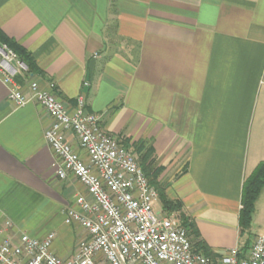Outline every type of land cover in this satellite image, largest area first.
Returning a JSON list of instances; mask_svg holds the SVG:
<instances>
[{
  "label": "crops",
  "instance_id": "1",
  "mask_svg": "<svg viewBox=\"0 0 264 264\" xmlns=\"http://www.w3.org/2000/svg\"><path fill=\"white\" fill-rule=\"evenodd\" d=\"M0 30L38 69L21 83L53 84L68 111L83 97L107 134L146 143L207 247L239 249L243 183L264 163V0H0ZM49 125L0 81V229L53 234L67 260L85 232L65 212L85 190L56 176ZM261 205L264 187L252 223Z\"/></svg>",
  "mask_w": 264,
  "mask_h": 264
},
{
  "label": "built area",
  "instance_id": "2",
  "mask_svg": "<svg viewBox=\"0 0 264 264\" xmlns=\"http://www.w3.org/2000/svg\"><path fill=\"white\" fill-rule=\"evenodd\" d=\"M26 72L16 55L0 45V81L8 88V99L15 108L37 104L44 110L50 119L44 140L56 157V176L72 177L85 190L64 217L66 225L82 228L85 237L73 256L63 260L51 250L53 234L41 240L27 234L8 237L11 225L5 223L0 264H213L193 251L188 232L174 215L155 213L157 191L138 159L102 129L99 115L84 110V98H77L68 111L57 100L53 84L41 88L34 81L18 82ZM216 264H264V237L256 236L242 257L237 248L231 249Z\"/></svg>",
  "mask_w": 264,
  "mask_h": 264
},
{
  "label": "trees",
  "instance_id": "3",
  "mask_svg": "<svg viewBox=\"0 0 264 264\" xmlns=\"http://www.w3.org/2000/svg\"><path fill=\"white\" fill-rule=\"evenodd\" d=\"M0 45H5L11 52H13L17 59L25 65L27 72L23 76L24 78L30 75L34 76L38 74L30 55L15 42L7 38L6 35L0 30ZM23 77H17L18 82H22ZM125 146L132 148L133 152L138 156V162L140 168L147 178L149 184L155 188L158 195V202L161 207V214L174 215L179 221L180 225L186 229L190 237L193 251L202 254L213 264H216V260L220 258V255L214 254L207 245L203 242L200 235L197 232L195 224L192 220L186 217L182 212V204L179 201H171L167 199L165 195L164 186L158 182V177L162 170L154 167L152 156V150L146 143L141 142L138 144H131L125 141ZM264 187V163H259L253 172L244 180L241 200L240 211L238 215V230L240 246L238 249L239 256L245 255L251 247L254 240V235L251 231L253 216L255 212V205L258 197Z\"/></svg>",
  "mask_w": 264,
  "mask_h": 264
},
{
  "label": "rangeland",
  "instance_id": "4",
  "mask_svg": "<svg viewBox=\"0 0 264 264\" xmlns=\"http://www.w3.org/2000/svg\"><path fill=\"white\" fill-rule=\"evenodd\" d=\"M122 144L126 149H128L136 156L132 148L125 146L124 142H122ZM136 158L138 159V156H136ZM153 208L156 214H159L161 212V207L158 201L153 204ZM252 229L254 233L258 234V236L264 237V205H261L260 210L256 214V219L254 223H252Z\"/></svg>",
  "mask_w": 264,
  "mask_h": 264
}]
</instances>
